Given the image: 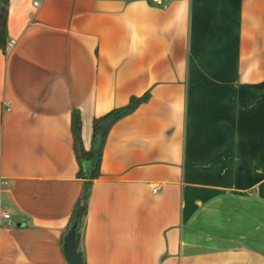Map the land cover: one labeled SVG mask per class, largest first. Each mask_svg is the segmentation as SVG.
Returning <instances> with one entry per match:
<instances>
[{
    "label": "crops",
    "instance_id": "1",
    "mask_svg": "<svg viewBox=\"0 0 264 264\" xmlns=\"http://www.w3.org/2000/svg\"><path fill=\"white\" fill-rule=\"evenodd\" d=\"M34 1L9 0L0 49V264H69L72 113L90 149L143 95L106 138L84 264H264V0Z\"/></svg>",
    "mask_w": 264,
    "mask_h": 264
},
{
    "label": "trees",
    "instance_id": "2",
    "mask_svg": "<svg viewBox=\"0 0 264 264\" xmlns=\"http://www.w3.org/2000/svg\"><path fill=\"white\" fill-rule=\"evenodd\" d=\"M8 2L9 0H3V6L0 14V49L3 50H6L8 44ZM147 99V95L132 96L127 104L115 107L107 113L95 117L93 120L92 147L90 149H86L83 145L81 114L78 110H75L72 113L74 150L79 164L77 176L85 180L86 183L75 207L71 227L79 218L80 228L82 218L86 214L87 199L92 181L99 178L101 175L102 154L110 129L117 121L134 112ZM79 228L77 231L78 243L80 237Z\"/></svg>",
    "mask_w": 264,
    "mask_h": 264
},
{
    "label": "water",
    "instance_id": "3",
    "mask_svg": "<svg viewBox=\"0 0 264 264\" xmlns=\"http://www.w3.org/2000/svg\"><path fill=\"white\" fill-rule=\"evenodd\" d=\"M79 218L72 225L64 238V255L69 264H84L83 256L78 251L77 231L79 228Z\"/></svg>",
    "mask_w": 264,
    "mask_h": 264
},
{
    "label": "built area",
    "instance_id": "4",
    "mask_svg": "<svg viewBox=\"0 0 264 264\" xmlns=\"http://www.w3.org/2000/svg\"><path fill=\"white\" fill-rule=\"evenodd\" d=\"M157 3H158V5H160V6L164 7V8L167 7V5L164 2V0H158ZM34 5L39 7L40 6V2L38 0H35L34 1ZM15 44H16V41L15 40H11V41H8L7 46L13 47ZM153 191L157 192L158 188L154 187ZM3 219H4V221L6 222L7 225H11V214L9 212H7V211L3 212Z\"/></svg>",
    "mask_w": 264,
    "mask_h": 264
}]
</instances>
